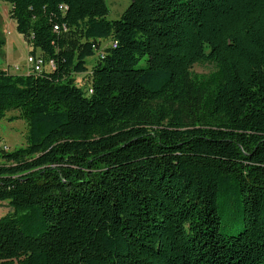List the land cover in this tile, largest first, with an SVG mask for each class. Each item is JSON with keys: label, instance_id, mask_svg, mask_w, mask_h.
<instances>
[{"label": "trees", "instance_id": "16d2710c", "mask_svg": "<svg viewBox=\"0 0 264 264\" xmlns=\"http://www.w3.org/2000/svg\"><path fill=\"white\" fill-rule=\"evenodd\" d=\"M0 1V263L264 264V0Z\"/></svg>", "mask_w": 264, "mask_h": 264}, {"label": "rangeland", "instance_id": "374dc122", "mask_svg": "<svg viewBox=\"0 0 264 264\" xmlns=\"http://www.w3.org/2000/svg\"><path fill=\"white\" fill-rule=\"evenodd\" d=\"M131 0H105L109 9L107 19H117L120 14L128 7ZM9 4L0 1V35L5 43L0 49V69L8 70L10 73H25L27 71V56L30 47L23 39L22 35L15 30V23L9 17ZM109 39H103L99 42V48L106 45ZM97 47V52L99 48ZM39 51L36 50V55ZM95 61V56L86 59L87 67H90ZM18 67V69H15ZM214 70L210 63L194 64L190 72L195 75L207 76ZM17 112L6 114V118L0 120V149L11 150L15 147L25 144L27 127L23 120H9V117L17 116ZM8 211L5 203H0V216ZM2 264V263H0Z\"/></svg>", "mask_w": 264, "mask_h": 264}, {"label": "built area", "instance_id": "2783aa9c", "mask_svg": "<svg viewBox=\"0 0 264 264\" xmlns=\"http://www.w3.org/2000/svg\"><path fill=\"white\" fill-rule=\"evenodd\" d=\"M26 61H27V64H28V69H32V70H35V71H38L39 69H40V64H41V62H40V60H38V59H35V58H33V57H31V56H27V59H26ZM15 69H18V67H16Z\"/></svg>", "mask_w": 264, "mask_h": 264}]
</instances>
